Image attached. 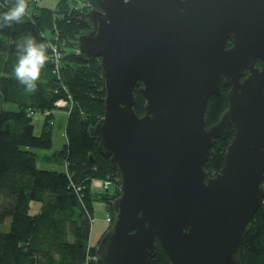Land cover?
<instances>
[{"label": "water", "instance_id": "95a60500", "mask_svg": "<svg viewBox=\"0 0 264 264\" xmlns=\"http://www.w3.org/2000/svg\"><path fill=\"white\" fill-rule=\"evenodd\" d=\"M97 2L78 44L100 58L105 109L94 133L120 179L97 264H148L159 243L169 264H243L264 201V0ZM222 82L228 106L208 126ZM231 128L209 175L210 150Z\"/></svg>", "mask_w": 264, "mask_h": 264}, {"label": "trees", "instance_id": "16d2710c", "mask_svg": "<svg viewBox=\"0 0 264 264\" xmlns=\"http://www.w3.org/2000/svg\"><path fill=\"white\" fill-rule=\"evenodd\" d=\"M28 3L30 17L25 16L23 23L0 28V264H86L88 246L96 250L89 242L96 214L94 200L99 196H94L91 181L111 178L114 185H120L119 174L111 168L109 157L98 150L94 133V125L105 109L100 58L87 56L80 51L79 42L77 46L73 42L81 32H90L93 24L85 13L68 8V0L61 9L33 0ZM92 3L93 9H99L97 0ZM2 9L0 12L6 11ZM55 27L61 28L59 33ZM27 35L50 45L49 60L34 93H27L14 75L17 44ZM52 42L61 55V77L54 74ZM257 64H262L260 59ZM228 89L222 82L220 93L210 95L205 114L208 126L227 108ZM68 93L71 100L64 107L68 108L67 141L60 150L66 171L41 168L31 148L52 145V115L58 107L55 102L67 100ZM144 106L145 98L136 90L135 109L139 115L144 113ZM37 111L51 120L45 122L40 133L35 132L33 123ZM232 136L233 128L211 148L205 166L209 175L223 166ZM118 193L101 196L111 212L112 199ZM33 200L42 202L39 212L30 211ZM241 259L243 264H264V201L244 237ZM148 264H169L160 243Z\"/></svg>", "mask_w": 264, "mask_h": 264}, {"label": "rangeland", "instance_id": "374dc122", "mask_svg": "<svg viewBox=\"0 0 264 264\" xmlns=\"http://www.w3.org/2000/svg\"><path fill=\"white\" fill-rule=\"evenodd\" d=\"M68 1H69V3L67 4L68 8L71 7L75 12L85 13V15L87 16V20L92 21V18L94 15L92 0H68ZM39 3L49 5L51 8L61 9V5L62 3H64V0H41L39 1ZM0 9L3 10L1 7ZM57 14L58 12H56L54 16H56ZM55 28L56 30H58V33H59V30H61V28L59 27L58 28L55 27ZM83 33H88V32H85V31L81 32V34ZM78 38L73 41L76 46H77ZM76 51L79 52V50H76ZM54 74L57 75V77H61L62 75V73L59 75L58 72H54ZM57 106L58 107L55 109V113L53 117V120L55 121V123L51 125L52 145L50 147H32L31 149L37 153V163L39 167L46 168V169H54V170H59V171H66V160L62 155H60V150L62 149V147L67 141V137L65 133V126H66V120L68 116V108H64L66 105H57ZM59 107H63V108H59ZM39 115H41L40 111L33 113L34 125ZM35 132L40 133L39 128L35 127ZM91 185L93 188L94 196H99L94 200V205H96L97 201H102L101 196H105L107 194L108 196L111 197L112 195L117 193V190H119V187L116 184L107 190L100 187L99 185H94L92 181H91L90 186ZM104 201H105L104 206H98V205L96 206L102 210V217L106 219L107 213H109L112 216V221L109 222L107 221V219L105 221L101 217H95L93 219L92 226H91L89 245H93L94 243V246H97L103 233L109 228V226L114 220L113 212H111L109 209V203H107L106 200ZM41 206H42L41 201L33 200L31 201V204H30V211L32 213L39 212L41 209ZM94 253H95V250L93 249V247L88 246L86 264H97V261H95L93 258Z\"/></svg>", "mask_w": 264, "mask_h": 264}, {"label": "clouds", "instance_id": "9594fccd", "mask_svg": "<svg viewBox=\"0 0 264 264\" xmlns=\"http://www.w3.org/2000/svg\"><path fill=\"white\" fill-rule=\"evenodd\" d=\"M27 12L28 0H14V3L6 11L0 13V28L23 23ZM49 47L50 45L37 41L31 35L22 37L17 44L18 59L14 68V75L27 93H34L37 90L42 70L49 60Z\"/></svg>", "mask_w": 264, "mask_h": 264}, {"label": "built area", "instance_id": "2783aa9c", "mask_svg": "<svg viewBox=\"0 0 264 264\" xmlns=\"http://www.w3.org/2000/svg\"><path fill=\"white\" fill-rule=\"evenodd\" d=\"M34 2H38L39 3V1H41V0H33ZM13 3H11L10 4V2L7 0H5V1H2V0H0V6L2 7V8H4V9H8V7H10L11 5H12ZM31 14H32V10H31V6H30V4L28 3V12H27V17H30L31 16ZM52 45H53V56H54V63H55V65H56V69H55V71L54 72H58V66H59V59H60V53L58 52V48H57V46H56V43H53L52 42ZM68 99H70L71 100V95H70V93H68V95H67V100H63V99H58L56 102H55V104L56 105H67L68 104ZM72 103H73V99H72ZM47 113H49L50 111L49 110H47L46 111ZM93 184L94 185H99L100 187H102V188H104V189H109V188H111L113 185H114V182H113V180L111 179V178H106V179H93ZM106 219H107V221H109V222H111L112 221V216L109 214V213H107V216H106ZM93 258H94V260H95V257L93 256ZM96 261V260H95Z\"/></svg>", "mask_w": 264, "mask_h": 264}, {"label": "crops", "instance_id": "0c3cea01", "mask_svg": "<svg viewBox=\"0 0 264 264\" xmlns=\"http://www.w3.org/2000/svg\"><path fill=\"white\" fill-rule=\"evenodd\" d=\"M51 2H53V1H51ZM59 108H63V107H59ZM56 109V108H55ZM55 109L53 110V114L55 113ZM53 117H54V115H52ZM53 117H52V119H53ZM49 121L50 120V118H48V116L46 115V114H44V113H42L41 112V115H39L38 117H37V119H36V121H35V127H37V128H39V130L41 131L42 130V128H43V125L45 124V122L46 121ZM54 123H55V121H54ZM53 123V124H54ZM66 127V126H65ZM105 205V201L104 200H102V201H98V206H104ZM95 207H96V214H95V217H101V218H103L102 217V210L101 209H99L96 205H95ZM99 210V211H98ZM104 219V218H103ZM105 220V219H104ZM106 221V220H105Z\"/></svg>", "mask_w": 264, "mask_h": 264}]
</instances>
